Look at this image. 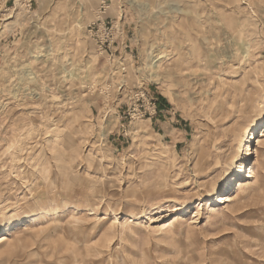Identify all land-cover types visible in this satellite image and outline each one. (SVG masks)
Instances as JSON below:
<instances>
[{
  "label": "rangeland",
  "instance_id": "374dc122",
  "mask_svg": "<svg viewBox=\"0 0 264 264\" xmlns=\"http://www.w3.org/2000/svg\"><path fill=\"white\" fill-rule=\"evenodd\" d=\"M263 118L264 0H0V264H264Z\"/></svg>",
  "mask_w": 264,
  "mask_h": 264
},
{
  "label": "bare ground",
  "instance_id": "6f19581e",
  "mask_svg": "<svg viewBox=\"0 0 264 264\" xmlns=\"http://www.w3.org/2000/svg\"><path fill=\"white\" fill-rule=\"evenodd\" d=\"M264 119V118H263ZM260 120V119H259ZM260 123V122H259ZM258 123V124H259ZM261 124V123H260ZM264 125V124H263ZM255 127H256V125H255ZM254 127V128H255ZM258 127V126H257ZM264 127V126H263ZM262 128V127H261ZM259 135L257 136V137H253V141L255 142V147L254 148H252V147H249V146H247L248 147V151H247V155H253L254 153H256L257 152V148L256 147H258L262 142H263V140H264V129L262 128L260 131H259ZM257 154V153H256ZM237 169V170H236ZM235 170V172L234 173H237V174H242V177H243V179L244 180H240V183L237 185L238 186V189L237 190H235L234 191V193H233V195L232 194H229V192H227V194L225 193L224 195H219V196H217V202L218 203H226V202H231L232 201V199H233V197H237L240 193L242 194V192L246 189V188H248L249 186H250V184H251V182H252V179H253V177H254V175H253V167L252 166H249L248 167V169H247V171L245 170V171H242V166L240 167H237ZM244 169H246V168H244ZM233 170H234V168H233ZM236 174V175H237ZM238 177H240L239 175H238ZM241 178V177H240ZM232 183V182H231ZM228 184V183H227ZM229 185V184H228ZM229 187V186H228ZM232 191V190H231ZM218 194V193H217ZM129 222V221H128ZM172 224V220L171 221H169V222H167L166 224H160V225H157L156 226V228L158 229V230H162V229H164V227L165 226H169V225H171ZM1 228V227H0ZM6 240V237H5V235L4 234H0V243L1 242H3V241H5Z\"/></svg>",
  "mask_w": 264,
  "mask_h": 264
}]
</instances>
